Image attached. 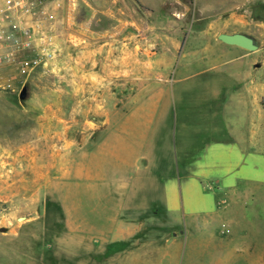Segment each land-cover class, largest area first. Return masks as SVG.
I'll return each mask as SVG.
<instances>
[{"label": "rangeland", "instance_id": "1", "mask_svg": "<svg viewBox=\"0 0 264 264\" xmlns=\"http://www.w3.org/2000/svg\"><path fill=\"white\" fill-rule=\"evenodd\" d=\"M30 1L32 12L0 24V33L21 27L30 36L0 40V264H264V184L205 190L184 207L181 198L178 213L118 242L107 238L105 193L83 190L79 201L75 185L76 163L107 134V119L118 124L123 103L145 97L163 66L170 72L185 53H222L212 42L221 32L251 37L258 48L246 51L262 59L264 0ZM218 77L187 85L182 103L193 107L196 136L221 118L195 100Z\"/></svg>", "mask_w": 264, "mask_h": 264}, {"label": "crops", "instance_id": "2", "mask_svg": "<svg viewBox=\"0 0 264 264\" xmlns=\"http://www.w3.org/2000/svg\"><path fill=\"white\" fill-rule=\"evenodd\" d=\"M212 42L222 53L181 54L172 60L178 63L170 72L166 66L156 71L145 97L143 92L133 97L130 107L125 101L122 119L116 124L109 117L107 134L76 163L78 200L83 190L86 195L96 189L105 193L109 241L130 238L145 229L148 221L175 215L181 198L184 207V199L193 194L204 198L205 190L217 189L226 195L239 181L264 184V57L217 37ZM195 67L199 71L193 72ZM208 73L219 77L204 82V92L195 100L204 107L208 104L211 117L214 108L221 118L215 127L211 121L203 123V135L196 136L186 116L192 105L182 102L191 91L187 85L192 79ZM192 98L187 96L188 101ZM160 127L167 134L159 138ZM221 131L224 137H219ZM198 212L214 214L212 209Z\"/></svg>", "mask_w": 264, "mask_h": 264}, {"label": "built area", "instance_id": "3", "mask_svg": "<svg viewBox=\"0 0 264 264\" xmlns=\"http://www.w3.org/2000/svg\"><path fill=\"white\" fill-rule=\"evenodd\" d=\"M34 9V5L30 0H0V24L8 18L9 13L13 12H23L30 13ZM30 37L28 34V30L18 28L17 31H10L6 33L5 31H1L0 40H7L8 42L14 43L18 45L20 43L19 37ZM23 42V40H22ZM24 44H29L28 41H24Z\"/></svg>", "mask_w": 264, "mask_h": 264}, {"label": "water", "instance_id": "4", "mask_svg": "<svg viewBox=\"0 0 264 264\" xmlns=\"http://www.w3.org/2000/svg\"><path fill=\"white\" fill-rule=\"evenodd\" d=\"M217 39L224 44L237 46L247 51H255L258 48L251 37L242 33H220L217 36ZM24 92L25 90L23 89L21 94L19 95L20 99L24 98Z\"/></svg>", "mask_w": 264, "mask_h": 264}]
</instances>
